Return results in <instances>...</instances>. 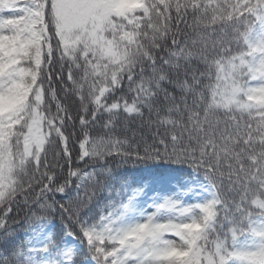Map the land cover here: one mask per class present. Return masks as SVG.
<instances>
[{"label": "snow or ice", "instance_id": "snow-or-ice-1", "mask_svg": "<svg viewBox=\"0 0 264 264\" xmlns=\"http://www.w3.org/2000/svg\"><path fill=\"white\" fill-rule=\"evenodd\" d=\"M0 264H264V0H0Z\"/></svg>", "mask_w": 264, "mask_h": 264}, {"label": "trees", "instance_id": "trees-1", "mask_svg": "<svg viewBox=\"0 0 264 264\" xmlns=\"http://www.w3.org/2000/svg\"><path fill=\"white\" fill-rule=\"evenodd\" d=\"M77 127H78V125H77ZM75 151H76V149H75V147H73V152L75 153ZM128 167L131 168V165H128Z\"/></svg>", "mask_w": 264, "mask_h": 264}]
</instances>
